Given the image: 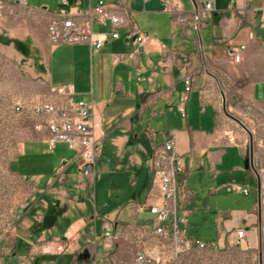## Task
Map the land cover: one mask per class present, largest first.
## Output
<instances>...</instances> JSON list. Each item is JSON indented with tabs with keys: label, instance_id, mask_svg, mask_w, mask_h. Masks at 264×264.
I'll return each mask as SVG.
<instances>
[{
	"label": "crops",
	"instance_id": "0c3cea01",
	"mask_svg": "<svg viewBox=\"0 0 264 264\" xmlns=\"http://www.w3.org/2000/svg\"><path fill=\"white\" fill-rule=\"evenodd\" d=\"M176 1L181 3L186 11L184 21H179L168 11L162 0L130 1L131 16L138 29L152 37V40L146 44L136 46L138 51L136 60L127 57L114 59L117 53L126 52L128 49L122 39H116L94 51L86 43L55 45L52 46L46 61L35 63L41 71L45 85L57 87L74 84L75 99L93 102L95 132L103 141V153L97 168L104 159L106 139L119 145L129 138L140 139L142 135L148 134L152 138L150 155L154 144L169 140L163 138L156 141L155 130L151 125L156 118L169 116L174 110L179 109L178 103L184 89V79L199 68L195 59V48L190 42V31L185 29V21L196 5L202 2L192 0L194 4L191 2L189 4L184 0ZM28 8L41 9L51 15L57 12L45 6L36 8L29 3ZM232 9L234 12L233 20L230 19L234 22L232 34L219 38L210 37L208 32L203 38L201 31V38L208 58H213L215 62L234 69L237 62L227 53L230 46L241 48L240 61H247L256 56L260 42L264 43V0H232ZM96 30L102 28L96 27ZM120 31L123 34L126 29L121 28ZM193 93L197 94L201 115L199 119L190 122L188 111ZM243 93L245 100L252 107L264 108V76L249 84ZM119 102L124 103L122 108ZM217 108V102L206 94L201 83H194L187 109L188 116H182L186 120V128L183 131L170 130L171 139L175 140V149L182 156L185 180L192 170H204L210 173L212 179L208 184L206 207H210V195L227 191L226 185L229 181L250 188L249 195L239 193L248 201L246 204L241 205L237 202L235 206L230 205L222 211L216 210L217 236L207 242H213L218 247L236 244V229L244 228L246 238L240 247L261 251L264 245V206H262L264 192L261 187V199H259L258 177L253 169L245 168V160L250 157V135L234 119L219 113ZM246 111H243L242 115H245ZM119 132L121 135L118 138L113 137ZM231 135H235L236 142L229 141ZM67 145L68 143L61 141L56 143L53 150H49L47 133H35V137L27 139L22 144L19 153L13 159L11 169L33 183L35 193L32 200L28 201L27 208L23 210L13 237H0V264L102 263L105 249L98 255L97 248L98 237L102 235V225L101 232H98V221L102 223V217H99L97 212L89 214L84 211L85 200L95 201L94 187L99 171L97 169L92 190L90 183L84 180L80 172L78 153L74 149H69ZM130 150L128 148L127 157L124 156L120 164L116 162L114 175L122 176L123 170H130L133 173L131 184L139 186L140 177L137 173L141 163L136 151ZM198 152L204 153L203 159L207 162L205 165L208 168L205 166L194 168L195 155ZM259 159L257 149L254 147V165L257 170ZM147 165L146 171L149 172L151 185L143 199H140L136 193L127 199L125 204L108 214L115 220L117 228L121 218L122 225L135 223L137 220L143 222L150 218L148 211L142 210L140 205L150 198L158 197L159 193L152 187L150 162ZM74 171L80 175L79 195L71 193L74 189L71 184ZM244 171L239 181L233 178L236 172ZM225 172L228 173V180L217 184L216 176ZM254 181L256 185L252 184ZM185 185L186 203L191 209L190 218L198 211L194 203L196 192L187 186L186 182ZM48 193L57 200L52 201L51 204L47 201L46 203L43 197ZM76 204L83 207V211L80 210L81 207L76 211ZM189 225L190 234L201 238L197 227L190 220ZM70 231L79 232V242L83 251L89 249L91 253L89 260L80 258L83 251L79 254L64 255L37 252L35 247L37 243L63 238Z\"/></svg>",
	"mask_w": 264,
	"mask_h": 264
},
{
	"label": "rangeland",
	"instance_id": "374dc122",
	"mask_svg": "<svg viewBox=\"0 0 264 264\" xmlns=\"http://www.w3.org/2000/svg\"><path fill=\"white\" fill-rule=\"evenodd\" d=\"M184 1L193 3L192 0ZM198 1L203 3L206 0ZM208 1L213 3L215 10L209 13L208 19L201 28L203 38L208 32L210 37L219 38L232 34L234 31V22L230 20L234 18L232 0ZM88 2V0H78L75 4L82 6L87 5ZM28 3L36 8L45 6L51 11H58L61 4L60 0H28ZM51 16L41 9L23 8L16 13H11L7 9L0 17V237H13L23 210L27 208L28 201L32 200L35 193L33 183L13 172L11 163L22 144L27 139L35 137L36 117L32 114L31 101L42 100L55 94L53 87L45 85L41 71L35 64L46 61L52 49L53 44L48 36ZM185 22V29L190 31V42L195 48V59L199 65V68L192 73L194 83H201L206 94L217 102L219 113L227 116L229 113L241 118L251 130L254 147L260 157L257 168L264 192V108L252 107L245 100L243 93L249 84L264 76V43L260 42L254 58L237 62L234 69L227 68L206 56L202 38L199 37L198 31L193 29L190 16ZM180 102L181 99L178 106ZM18 103L23 105V110L20 112L16 110ZM119 103L122 108L124 103ZM176 110L169 116L165 115L154 120L151 126L155 130L156 141L163 138L171 139L170 130L183 131L186 128V120L178 112L179 109ZM243 111H246L245 115H242ZM188 112L190 122L200 118L201 111L196 93L192 95ZM115 134L113 137L118 138L121 132ZM151 139L147 134L142 135L140 139L129 138L119 145L106 139L104 159L97 168L99 172L94 187L95 201L85 200L84 211L89 214L97 212L98 216L102 217L104 213L110 214L117 210L136 193L140 199H143L150 183V175L146 168L148 169L147 164L151 159ZM68 147L72 150L70 146ZM128 148L131 149L130 151H136L140 159L141 166L137 173L140 177L139 186L131 184L133 173L130 170H123L121 174L123 177L114 175L116 162L120 164L123 157H127ZM195 156L194 168L200 166L208 168L205 165L207 162L203 159V152H198ZM244 173L245 171L236 172L233 178L239 181ZM227 175L228 173L225 172L216 176L215 182L217 184L226 182ZM78 177H80L79 173L75 172L71 181L74 187L71 191L73 195L80 194L78 186L81 182ZM211 179L208 171L196 169L192 170L185 180L187 186L196 192L194 203L198 209L189 220L197 227L198 235L206 241H212L217 236L216 210L222 211L230 205L235 206L237 202L241 205L248 202L239 192L230 193L223 190L217 195H210V207H206L208 184ZM252 184L256 185V182ZM91 187L93 190V183ZM43 198L50 204L57 200L50 193ZM262 206H264L263 195ZM80 207L76 204V211ZM80 210L83 211V207ZM121 219L118 228L116 227L115 244L111 250H105L101 264H137L136 257L139 252H144L152 258V264H264V245L261 251L243 249L237 244H227L225 247L215 245L211 248L191 250L186 255L174 259L172 243L154 234L148 225V220L143 222L137 220L135 223L122 225ZM101 225L99 220V233ZM97 248L100 255L104 249L101 237H98Z\"/></svg>",
	"mask_w": 264,
	"mask_h": 264
},
{
	"label": "built area",
	"instance_id": "2783aa9c",
	"mask_svg": "<svg viewBox=\"0 0 264 264\" xmlns=\"http://www.w3.org/2000/svg\"><path fill=\"white\" fill-rule=\"evenodd\" d=\"M131 0H89L87 6L69 4V0H60V8L50 18L48 36L53 46L59 44L86 43L92 51L103 48L109 41L122 39L127 45L126 52L117 53L115 60L120 58H138L137 45H144L152 37L141 32L131 16ZM165 7L179 21L185 20L186 11L176 0H162ZM28 8L27 0H0V17L7 9L16 13L19 9ZM211 1L197 4L190 13L191 25L201 37V28L214 11ZM101 27L102 30H96ZM125 28L122 34L120 29ZM242 49L229 47L228 53L233 60L239 62ZM194 79L187 75L181 102L178 106L183 117H187V109L193 91ZM54 95L48 98L31 101L32 114L36 117L34 126L36 133L46 134L48 149L53 150L56 143L67 142L76 150L80 157V172L84 180L94 184L97 175V163L103 153V141L96 135L93 102L75 99L74 84L53 87ZM17 111L23 110L18 103ZM236 142L235 135L229 137ZM150 170L152 187L159 193L158 197L150 198L140 205L147 210L150 218L148 225L154 234L169 240L173 245L174 259H178L194 249H206L215 246L201 238L192 236L189 225L191 209L186 203L187 188L185 185V165L182 156L175 149V140H164L152 147ZM259 172V171H258ZM230 193L239 192L249 195L247 185L231 182L226 185ZM115 220L108 214L102 216L103 248L111 250L116 240ZM236 244L241 245L246 238L244 228L236 229ZM78 231H70L65 237L49 241H41L35 245L37 252L53 255L79 254L83 251ZM137 264H152V258L139 252ZM94 264H97L94 262Z\"/></svg>",
	"mask_w": 264,
	"mask_h": 264
},
{
	"label": "water",
	"instance_id": "95a60500",
	"mask_svg": "<svg viewBox=\"0 0 264 264\" xmlns=\"http://www.w3.org/2000/svg\"><path fill=\"white\" fill-rule=\"evenodd\" d=\"M76 2V0H69V4H74ZM229 117H231L232 119H234L237 123H239L250 135V139H251V145H250V157L248 159L245 160V168L246 169H253L254 172L256 173L257 177H258V192H259V199H261V180H260V174L258 172V170L256 169L255 165H254V142H253V134L251 132V130L243 123V121L229 113H227ZM91 256V253L89 251V249H85L81 254H80V258L82 260H88ZM261 261V259H260Z\"/></svg>",
	"mask_w": 264,
	"mask_h": 264
},
{
	"label": "trees",
	"instance_id": "16d2710c",
	"mask_svg": "<svg viewBox=\"0 0 264 264\" xmlns=\"http://www.w3.org/2000/svg\"><path fill=\"white\" fill-rule=\"evenodd\" d=\"M150 185H151V178H150V183H149V187H148V189L150 188ZM29 207H30V206H29ZM29 209H30V208H29ZM26 212L28 213V209L26 210ZM27 213H26V214H27ZM104 214H105V213H104ZM104 214H103V215H104Z\"/></svg>",
	"mask_w": 264,
	"mask_h": 264
}]
</instances>
